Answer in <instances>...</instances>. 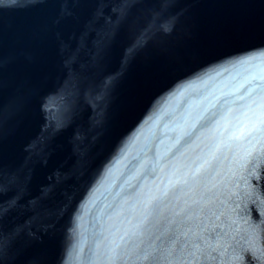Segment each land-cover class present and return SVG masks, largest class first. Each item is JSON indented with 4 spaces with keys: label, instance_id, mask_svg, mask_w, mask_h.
I'll return each mask as SVG.
<instances>
[{
    "label": "water",
    "instance_id": "1",
    "mask_svg": "<svg viewBox=\"0 0 264 264\" xmlns=\"http://www.w3.org/2000/svg\"><path fill=\"white\" fill-rule=\"evenodd\" d=\"M247 81L264 0H0V264H264V164L201 128Z\"/></svg>",
    "mask_w": 264,
    "mask_h": 264
},
{
    "label": "snow or ice",
    "instance_id": "2",
    "mask_svg": "<svg viewBox=\"0 0 264 264\" xmlns=\"http://www.w3.org/2000/svg\"><path fill=\"white\" fill-rule=\"evenodd\" d=\"M240 63L241 65L247 64L248 60H241ZM247 83L249 86L245 88L244 85H241L240 87L244 88V91L233 99H225L223 103L212 105L215 111H211L201 123V128H208L232 115V122L223 133L226 138L221 143L223 147L233 150V163L236 165L237 171L245 170L250 165L264 164V88L260 85L252 86L251 81H247ZM237 92H239V89H237ZM256 98H259L260 101L257 104L259 113L256 115L255 120H252L248 116V112L252 110L249 102L255 104L257 102ZM237 102H239L238 108L233 107ZM150 119L151 117L146 118L144 123L147 124ZM253 140L256 141L255 144H253ZM221 143H217L215 146V152H213L211 159L196 165L190 177L184 180V184H188L189 179L193 185H199L203 182L204 191L206 192H210L211 188L216 187L214 181L218 172L215 162L219 160L216 152L221 151ZM245 144L249 147H245ZM241 151L242 154H239ZM235 174L233 173V175ZM176 188L177 184L170 182V187L165 190L163 195L167 196L170 190ZM120 240L123 241L124 237H120ZM120 247V244H115V247L109 249V264H116ZM191 254L195 256V251ZM171 256L172 252L165 253L162 251L160 255L151 257V264H179V259L170 260L169 257ZM145 259L147 260L149 257L145 256Z\"/></svg>",
    "mask_w": 264,
    "mask_h": 264
}]
</instances>
